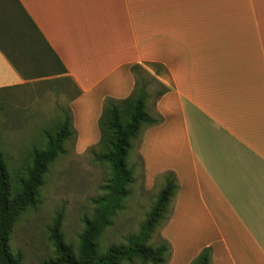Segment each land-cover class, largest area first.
Segmentation results:
<instances>
[{
    "label": "crops",
    "instance_id": "0c3cea01",
    "mask_svg": "<svg viewBox=\"0 0 264 264\" xmlns=\"http://www.w3.org/2000/svg\"><path fill=\"white\" fill-rule=\"evenodd\" d=\"M10 1L0 48L16 68L0 49L3 93L46 77L23 69L36 52ZM16 1L78 91L68 107L82 146L97 140L104 100L133 92L132 65L163 67L169 91L149 113L162 121L140 127L137 154L147 183L176 178L166 264L207 247L211 264H264V0Z\"/></svg>",
    "mask_w": 264,
    "mask_h": 264
},
{
    "label": "rangeland",
    "instance_id": "374dc122",
    "mask_svg": "<svg viewBox=\"0 0 264 264\" xmlns=\"http://www.w3.org/2000/svg\"><path fill=\"white\" fill-rule=\"evenodd\" d=\"M7 5L17 14L23 32L28 35L26 44L32 50L35 48V59L32 63L24 64L23 69L32 73V76L37 74L35 68L41 73H49L54 65L49 58L53 57L43 51L40 42L30 37L26 19L17 6L11 1ZM156 91L158 87L154 83L146 88L148 97L145 111L148 114L153 111ZM77 93L64 75L31 79L21 88L0 92V151L12 177L21 175L27 169L33 149L44 148L43 133L53 131L63 121L69 113V103ZM139 135L132 140V148L126 159L134 178L129 187L130 195L98 240L100 251L112 245H123L128 237L137 233L163 187L164 175L152 184L145 181L143 165L137 154ZM98 140L99 132L96 142L92 144L82 146L81 143L86 144L88 140L82 139L79 143L77 135L66 141L64 154L49 165L43 177L35 205L25 208L12 222L9 246L12 252L20 254V264H46L55 257L48 229L58 215L61 216L64 241L74 247L77 245L83 219L91 216L93 201L103 195V187L109 176L108 166L94 159L93 153L103 150ZM163 227L164 223L156 228L149 242L152 248L164 244ZM170 254V247H167L165 264ZM191 264L195 263L192 261Z\"/></svg>",
    "mask_w": 264,
    "mask_h": 264
},
{
    "label": "trees",
    "instance_id": "16d2710c",
    "mask_svg": "<svg viewBox=\"0 0 264 264\" xmlns=\"http://www.w3.org/2000/svg\"><path fill=\"white\" fill-rule=\"evenodd\" d=\"M17 8L25 16L19 3ZM31 38L40 42L45 51L53 56V68L50 74H59L64 68L53 54L33 22L25 17ZM5 57L13 64L11 56L0 48ZM153 68L154 76L143 66L132 65L130 72L134 77V89L130 96L115 101L107 98L103 102L102 112L98 119L99 140L102 151L93 153L95 162L106 164L109 176L103 187V195L93 201L94 210L90 217L83 219V229L74 247L64 241L61 230V216L58 215L49 227V240L55 257L46 264H165V254L169 244L164 241L157 248L149 244L156 228L168 220L169 206L178 189L175 175L164 174V184L156 200L141 223L136 234L128 237L123 245H112L103 251L98 248V240L111 225L112 219L122 210L123 203L130 195L129 187L133 184L132 170L126 159L142 125L154 126L161 123L160 117H152L145 111V100L148 97L146 88L154 83L158 87L154 95L155 102L169 91L157 76L164 74L160 65H146ZM17 71L20 70L17 68ZM48 72L39 74L48 76ZM22 75V74H21ZM25 77L24 75H22ZM44 148L33 149L30 154V165L19 176H11L0 151V264H20L19 253L12 252L9 246V229L18 214L29 206L35 205L38 188L42 184L48 167L59 156L63 155L64 144L74 138L76 132L72 125L71 112L53 131L43 133ZM166 244V245H165ZM195 264H211V249L204 248L193 260Z\"/></svg>",
    "mask_w": 264,
    "mask_h": 264
}]
</instances>
